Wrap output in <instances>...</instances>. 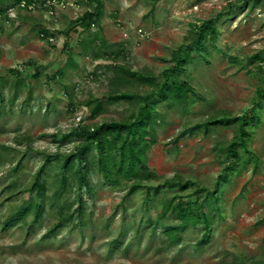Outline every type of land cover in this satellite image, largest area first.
Wrapping results in <instances>:
<instances>
[{"label": "rangeland", "instance_id": "374dc122", "mask_svg": "<svg viewBox=\"0 0 264 264\" xmlns=\"http://www.w3.org/2000/svg\"><path fill=\"white\" fill-rule=\"evenodd\" d=\"M34 1L33 10L0 17V264H264V99L255 101L264 89V0H102V20L84 30L75 20L85 0L52 9ZM226 10L230 18L207 44L206 60L190 63L184 75L199 97L187 110L158 106L162 118L147 152L156 177L129 194L130 183L105 180L93 152L88 184L80 186L78 163L62 168L80 146L71 133L130 120L138 99L109 96L152 92L127 75L120 80L114 66L158 76L173 51L193 40L194 25ZM42 29L49 35L41 37ZM94 34L103 45L81 42ZM255 107L260 122L245 127L248 149L239 147V166L222 178L241 127L213 121L256 116ZM48 158L38 196L32 186ZM178 182L186 189L167 185ZM209 190L220 211L208 207V230L187 224L177 241L164 234L166 224H180L162 217L169 199L199 204ZM80 200L82 214L60 225ZM37 202L44 212L31 227ZM22 208L26 214L6 226Z\"/></svg>", "mask_w": 264, "mask_h": 264}, {"label": "trees", "instance_id": "16d2710c", "mask_svg": "<svg viewBox=\"0 0 264 264\" xmlns=\"http://www.w3.org/2000/svg\"><path fill=\"white\" fill-rule=\"evenodd\" d=\"M19 1L0 0V17L2 15L8 17L10 4H15ZM28 1L32 2L34 0ZM247 1L260 2V0ZM84 2L87 8L75 20V23L82 27V30L94 27L97 22L102 20L105 13V6L102 0H85ZM243 6H237V9L241 10ZM230 14V10L220 11L216 16L201 24L194 25L195 35L193 40L189 43L181 44L173 51L170 65L158 76L131 72L120 65H115L114 69L120 80L126 78L125 76L127 75L129 77L127 80L132 78L140 84H145L150 87L152 92L137 96L129 93H116L109 96L114 101L136 98L139 106L130 120L106 121L93 127L81 126L76 128L71 133V136L75 137L80 146L75 153L64 158L63 170L67 171L73 168L75 162L78 163L80 167L79 184L80 186H85L88 184L87 176L91 169L92 160L90 158L92 153L95 152L96 164L105 180L116 186L121 185L123 182L130 183L129 194H134L137 189L141 188L144 181L155 178V174L148 167L147 152L151 144L156 143V127L162 118L158 106L161 103H167V106L178 105L183 110H187L191 101H194L195 97H199L194 86L184 78L187 66L199 58L206 60L208 54L207 44L209 42L214 44L217 41L220 34L219 24L229 19ZM49 33L48 30L42 29L40 35L41 37H46ZM100 39L98 34H94L90 39L81 38V42L90 45L98 42L99 45H103V41ZM261 99H264V89L257 91V99L255 101L259 102ZM94 111L95 115L96 113H102L103 103L99 102L95 105ZM252 111L256 114V107ZM259 122V114H256V116H250L249 114L236 117L224 116L220 120L213 121L214 124L223 126L239 123L241 127V141L235 140L228 146L226 153L227 159L231 164L223 169L222 178L228 177L229 173L239 166L241 160L239 147L245 150L248 149V139L251 136V131L246 132L245 127L255 128ZM50 160L48 158L44 161L32 186V190L36 191L38 196L45 192V186L40 181L41 175ZM66 181L67 177L65 174L62 176L61 182L63 188L66 186ZM167 185L171 187L178 186L183 190L186 189L188 184L178 182L167 183ZM215 193V191H206L203 201L199 204L197 203L199 201L194 204L188 201L175 203L174 198L169 199L162 217L167 218L168 214H172L171 218L180 221V224H166L164 234L170 239L177 241L181 238L187 224L194 226L204 225V229L208 230L212 224V218L207 212L208 207H215V209L220 211L219 200ZM212 202H215V206L211 204ZM35 209L36 214L33 223L30 225L31 227L39 221L41 214L44 212V205L41 202H37ZM26 212L27 209L22 208L12 214L6 222V226L17 222ZM76 214H82L81 200L76 210L74 209L72 214L70 213L60 225H63L64 221L73 219ZM56 229V227L51 229L49 233H56ZM205 235L207 236V234Z\"/></svg>", "mask_w": 264, "mask_h": 264}, {"label": "built area", "instance_id": "2783aa9c", "mask_svg": "<svg viewBox=\"0 0 264 264\" xmlns=\"http://www.w3.org/2000/svg\"><path fill=\"white\" fill-rule=\"evenodd\" d=\"M61 0H44L41 4L42 7H48L47 9H52V6H56L55 4H59ZM36 6V2L32 1L29 2L28 0H20L18 3H16V5L11 6L8 9L9 14H11L12 11L16 10V9H27V10H33L35 9ZM42 9V8H41Z\"/></svg>", "mask_w": 264, "mask_h": 264}]
</instances>
